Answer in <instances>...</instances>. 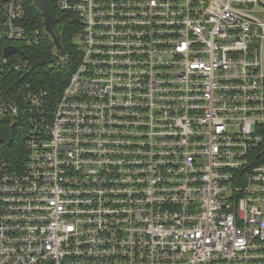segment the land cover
Listing matches in <instances>:
<instances>
[{
    "label": "built area",
    "instance_id": "obj_1",
    "mask_svg": "<svg viewBox=\"0 0 264 264\" xmlns=\"http://www.w3.org/2000/svg\"><path fill=\"white\" fill-rule=\"evenodd\" d=\"M30 2L0 0L2 72L42 43ZM58 7L82 25L68 84L0 98L26 138L0 154V264H264V0Z\"/></svg>",
    "mask_w": 264,
    "mask_h": 264
},
{
    "label": "trees",
    "instance_id": "obj_2",
    "mask_svg": "<svg viewBox=\"0 0 264 264\" xmlns=\"http://www.w3.org/2000/svg\"><path fill=\"white\" fill-rule=\"evenodd\" d=\"M48 5L56 20V33L62 49L69 56V59L60 65L54 62L52 52L55 48V42L47 34L42 12L31 0L28 17L33 24L41 28L42 43L33 47L18 44L19 51L10 57L11 64L3 65L5 72L0 69V98L3 97L5 90L7 91V100H12L17 94L16 89L9 90V88H13L12 84L18 85L22 81H30L37 88L48 91L57 99L78 66L81 52L76 41L77 34L82 29L78 15L72 11L61 10L58 7V0H49ZM16 63H20L21 67L27 65V68L21 71H12L11 69ZM12 121V119L7 120V122L0 120V132L6 124L8 125ZM20 124L15 128V140L12 143L0 142V154L12 161L17 159L20 161L26 157V138L22 132V127H19Z\"/></svg>",
    "mask_w": 264,
    "mask_h": 264
},
{
    "label": "water",
    "instance_id": "obj_3",
    "mask_svg": "<svg viewBox=\"0 0 264 264\" xmlns=\"http://www.w3.org/2000/svg\"><path fill=\"white\" fill-rule=\"evenodd\" d=\"M36 7L42 12L44 17V24L47 32L50 34L55 43H57L58 47L62 49L59 37L56 33V20L49 8L48 2L49 0H33ZM17 51L16 46H9L5 50V56L9 57L11 54ZM15 136V129L12 125L5 126L0 132V142L1 143H12Z\"/></svg>",
    "mask_w": 264,
    "mask_h": 264
},
{
    "label": "rangeland",
    "instance_id": "obj_4",
    "mask_svg": "<svg viewBox=\"0 0 264 264\" xmlns=\"http://www.w3.org/2000/svg\"><path fill=\"white\" fill-rule=\"evenodd\" d=\"M29 7H30V3H29V6H28V15H29Z\"/></svg>",
    "mask_w": 264,
    "mask_h": 264
}]
</instances>
